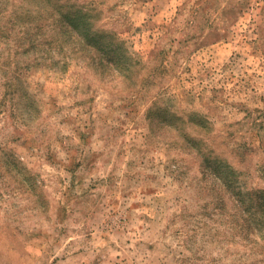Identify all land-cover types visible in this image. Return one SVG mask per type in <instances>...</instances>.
<instances>
[{"label": "rangeland", "instance_id": "374dc122", "mask_svg": "<svg viewBox=\"0 0 264 264\" xmlns=\"http://www.w3.org/2000/svg\"><path fill=\"white\" fill-rule=\"evenodd\" d=\"M263 203L264 0H0V264H264Z\"/></svg>", "mask_w": 264, "mask_h": 264}, {"label": "trees", "instance_id": "16d2710c", "mask_svg": "<svg viewBox=\"0 0 264 264\" xmlns=\"http://www.w3.org/2000/svg\"><path fill=\"white\" fill-rule=\"evenodd\" d=\"M80 24H82V22H80ZM74 30H76V25H74V24H72V26H71ZM68 30H69V28H68ZM87 40L86 41H91V38L90 37H88V38H86ZM96 46H98V45H96ZM100 47H97L98 48V50L100 51V52H104V50L105 49H107L108 47H109V45H99ZM102 58V56L99 58V59H101ZM260 205H262V206H264V203L263 204H260ZM247 219V218H246ZM253 220H254V218H253ZM249 221H250V219H247V223H249ZM260 222H263L261 219H260ZM256 224V223H255ZM250 225V224H249Z\"/></svg>", "mask_w": 264, "mask_h": 264}]
</instances>
